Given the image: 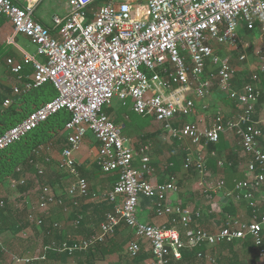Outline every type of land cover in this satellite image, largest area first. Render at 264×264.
I'll use <instances>...</instances> for the list:
<instances>
[{"label": "built area", "instance_id": "1", "mask_svg": "<svg viewBox=\"0 0 264 264\" xmlns=\"http://www.w3.org/2000/svg\"><path fill=\"white\" fill-rule=\"evenodd\" d=\"M38 1L0 0V17L9 21L12 35L22 34L34 46L33 52L23 50L21 56V63L31 68L29 76H23L22 64L10 57L6 65L19 82L13 93H27L49 82L56 95L1 133L0 151L52 115L66 111L70 117L62 128L66 143L58 166L74 178L67 196L73 201L88 192V182L78 172L73 156L87 131L98 142L101 170L117 174L107 193L112 209L98 231L57 250L69 254L87 250L113 236L124 224L134 236L126 248L130 260L140 252L138 239L149 243L150 257L141 264H173L184 250L246 239L255 248L256 264H264V203L255 198L256 192L264 190V149L260 143L264 117L255 115L260 77L264 76V0H69L65 14L51 16L50 27L33 18ZM245 29L257 31L260 48L255 54L260 58L250 80L237 88L232 84L235 68L218 52L217 45L240 48L238 59L244 62L252 44L242 40L240 31ZM208 69L215 75L218 90L234 102L235 111L228 115L216 111L209 124L200 127L182 118L195 112L196 98L210 94V82L204 79ZM115 98L121 105L129 100L136 114L153 117L173 140L206 147L218 142L221 135L235 138L247 158L246 178L231 189L218 179L212 191L222 190L224 202L244 200L251 209L249 220L228 217L216 229L201 228L183 240L175 223L188 226L201 212L171 199L178 192L174 182L153 183L145 178L151 171L146 148L141 149L140 168L134 166L135 151L123 136L122 126L104 111ZM10 103L7 99L4 106ZM45 149L46 144H39L34 153ZM217 165L222 167L224 162L218 160ZM184 169L197 171L203 179L212 175L202 154L196 160L187 159ZM9 183L16 188L25 179L12 178ZM205 197L213 211H221L224 202L213 200L209 192ZM141 201L152 205L159 216L171 215L173 226L140 220ZM55 202L56 195L44 186L38 195V208L47 213ZM28 218L33 216L28 214ZM79 219L77 216L74 222Z\"/></svg>", "mask_w": 264, "mask_h": 264}, {"label": "crops", "instance_id": "2", "mask_svg": "<svg viewBox=\"0 0 264 264\" xmlns=\"http://www.w3.org/2000/svg\"><path fill=\"white\" fill-rule=\"evenodd\" d=\"M41 1L43 0H39L33 9V18L48 27L52 26L51 16L53 14H65L67 11V3L69 2V0H59L58 2H61V5L58 11L52 9L50 13H46V11L36 12ZM54 1L57 0H48L50 4ZM240 32L243 41L249 42L250 44H253L254 41L257 43V31L241 30ZM9 38L12 39L11 43H9ZM252 44L247 48V57L248 53H251L250 49L252 50V47H254ZM217 48L218 52L222 56H225L222 53L225 46L217 45ZM33 49L34 46L30 43L29 38L22 34L12 35L11 24L6 18L0 17V93L2 92V87L10 90V95L5 97L0 105V113L4 108L11 105L13 100L12 96L19 97L11 105L15 113L10 115V118H12L11 123H9V125L11 124L10 126L19 122L30 111L48 101L54 95H47L48 91L50 92L48 87H46L44 93L42 91L34 92V89L37 87L27 93H13V86L19 82L6 65V59L10 57L14 62L22 64V51H31ZM244 62H240L235 66L232 65L235 68L234 77L239 80V84L235 85L237 88L247 82V78L248 81L250 80V75L258 66V61L246 64ZM207 71L210 70L208 69ZM21 73L23 76H29L31 68L22 64ZM261 79L259 86L262 89L260 91V93L262 92V96L258 98L257 106L255 105V115L256 117L263 118V75ZM217 91L222 94L220 97L219 95L209 94L204 98H196L195 112L182 119L184 121H190L200 127H205L209 124L212 115L216 111H220L226 115L234 112V102H231L218 88ZM188 95L192 94L189 93ZM7 99L11 100V103L4 106V101ZM127 104L126 106H122L115 98L112 104L107 107L109 112L106 114L112 121L123 127L122 134L135 151L134 166L140 168L141 149L146 148L145 153L149 157L151 171L144 174L145 178L153 183L174 182L178 187V192L176 195H171V199L177 201L183 207L201 212L200 216L194 218L193 222L188 226L175 223V227L179 232L180 228L183 230V238L190 232H196L201 228L214 230L228 217H237L245 221L249 220L251 209L244 200L232 202L229 206L226 205L227 207L223 212H215L211 209V201L205 197L206 192H209L213 196V200L224 202L225 200L222 199V190L219 192L212 191V187H214L216 181L218 179L223 180L225 187L231 189L237 181L246 178L245 165L247 158L235 138L230 135H221L214 154H211L213 151L208 152L207 146L193 145L189 140L183 142L178 141L180 142V148H183L187 152V159L196 160L198 155H205V162L207 166H210L208 168L212 173L209 178L203 179L193 169H184V164L179 169L173 170V163L170 161V158L175 153V147L172 146L171 142L173 139L167 137L163 130H155V127L151 124L154 120L153 117L140 116L132 110L129 100ZM30 106L34 108H27ZM132 113H135L137 116L132 115ZM48 134V139L45 143L48 149L40 151L38 154H35L33 150L34 154H32V157H28L32 168L26 169L24 166L16 167V171L22 168V173L18 177H8V181L12 178H24L25 183L26 181L31 182V186L25 191H20L19 187L25 183L18 185L16 188H12L10 183L6 186L0 185V200H3V205L4 203H8L5 198L10 201L8 203L10 204L9 211L12 213L10 217L8 216L9 222L12 223L13 220L17 222V225L13 222L15 224L13 225L14 230H10L11 236L6 239L8 248L15 250V252L18 251L17 255L8 248H5V245L0 240V255L9 256L12 264H29V262L41 260L45 261V264H76V259L73 255L81 251H75L69 254L66 251H59L57 248L63 244L69 245L67 241L72 240L73 244L79 240H85L91 234L96 233L100 223L105 218V214L112 209L113 204L107 199V193L115 184L117 174L116 172L106 173L101 170L97 162L99 145L93 134L87 131L79 148L73 152L77 163V170L88 182L87 194L83 196L77 195L73 198V201L71 200L72 198L67 196V190L74 178L67 170L60 169L58 166L61 149L66 143V134L62 129L58 133L50 129ZM260 143L264 149V136L260 138ZM210 159L213 161L208 164ZM218 160L224 162L222 167L217 165ZM38 170H41L42 173H38ZM40 178H44V182H41L42 184L39 183ZM44 186L50 187V191L56 195V202L49 205L47 213L42 212L38 208V195ZM30 191H34L33 194L28 193ZM255 198L258 203H264V190L256 192ZM28 214L33 216L32 220L28 218ZM137 214L140 220L152 224L173 226L174 223L171 220V215H157L153 211V206L149 205L146 201L140 202ZM77 216L80 219L76 224L74 220L77 219ZM25 221H27L26 227L23 230H17L18 224L21 222L25 223ZM54 224H57V226H54ZM184 227H188V230H185ZM3 231L0 228V234ZM14 238L17 239L13 240ZM133 238L134 236L130 229L124 224H121L113 236L106 239L105 242L96 244L97 246L105 244L103 248L107 253L104 258L97 259L94 264H141L150 257L149 243L144 239H138L140 243L139 254L142 256L145 255V257L143 259L135 258L134 260H130L127 256L126 248L128 242ZM197 249L184 250L185 252H182V258L174 260L172 263L256 264L258 262L255 248L250 239L232 243H221L215 246L202 245L197 247ZM48 250L60 254L54 253L48 255ZM62 253H66L67 255L64 256ZM46 256L49 257L48 260H46ZM13 258L19 259L20 261H14Z\"/></svg>", "mask_w": 264, "mask_h": 264}, {"label": "trees", "instance_id": "3", "mask_svg": "<svg viewBox=\"0 0 264 264\" xmlns=\"http://www.w3.org/2000/svg\"><path fill=\"white\" fill-rule=\"evenodd\" d=\"M246 30V29H245ZM248 31V30H246ZM251 51V49H250ZM207 71V70H206ZM261 77H260V83H261ZM246 81H248V78L246 79ZM46 87L49 88L50 92L48 91L47 95L49 94H54L53 97L56 95V91L53 88V86L49 83V82H45L41 85H39L37 88L34 89V92L37 91H42L44 93V91H46ZM2 92L0 93V105L3 102V100L5 99V97H7L8 95H10V90L8 88L2 87L1 88ZM260 91H262V89L260 88ZM262 93V92H261ZM260 93L259 97L262 96V94ZM13 100L11 105L17 101V99L19 97L17 96H12ZM52 97V98H53ZM50 100V99H49ZM258 103V101H257ZM256 103V106H257ZM11 105H9L7 108H4L3 111L0 113V134L3 133L10 125L9 123H11V119L10 115L15 113V110H13L11 108ZM128 105V104H126ZM126 105H122V106H126ZM104 111L107 113L109 112L108 108H104ZM70 114L66 111H60L54 115H52L50 118H48L44 123L40 124L37 128H35L34 130L30 131L29 133H27L23 138H21L19 141H16L15 143H13L12 145L6 147L4 150L0 151V154L2 152H4L5 150H7L8 148H15L18 150H15L16 153H18L17 155H13V156H9L8 158L2 157L0 158V176H1V172H3L4 168L3 166H5L6 164L10 165L12 167L11 171L9 172V174L7 173V175H9L8 177H18L23 169L21 168V170L16 171V167H25L26 169H31L32 166H30L31 164L29 163V159L28 157H32L33 150L35 147H37L39 144H45L47 141V137H48V133L49 130L52 129L55 133H58L60 129L63 128L64 123L69 119ZM177 123L179 122V120L176 121ZM116 123V122H115ZM123 130V127H122ZM221 139V136L219 138V140ZM218 140V142H219ZM172 142V146L175 147V153L172 155L173 157L170 158V161L173 163V170H177L179 169L181 166H183V164L185 163L186 159H187V152L183 149L180 148L178 141L176 140H171ZM212 143L209 144L207 147L208 152L210 153L211 151H216V147H217V143ZM22 150H19V149ZM26 151V152H25ZM21 152V153H20ZM27 155V156H26ZM31 159V158H30ZM214 159V158H212ZM210 159L208 161V164L211 163L213 160ZM3 164V165H2ZM28 166V167H27ZM170 166V167H172ZM210 167V166H208ZM192 170V169H190ZM31 186V182L26 181V183L23 186H20L19 189L20 191H25L28 187ZM232 202L228 201L227 203H224L222 205V209L221 212L224 211V209L227 207L226 205H231ZM9 207L10 204L8 203H4L3 207H0V228H2V230H14V226L13 225H17V222L13 220V222L15 223H11L9 222L8 216L10 217V214L12 213L11 211H9ZM27 221L21 222L20 224H18V228L17 230H23L26 227V223ZM184 229L188 230V227H184ZM194 234V231L190 232L185 238H183V230L180 228V235L181 238L183 240H186L190 235ZM106 241V240H105ZM104 241V242H105ZM72 240L71 241H67L68 244H72ZM105 244H100V245H96L94 247L89 248L87 251H81V252H76L73 257H75L76 259V264H94V262L97 259H102L105 257L106 253L105 249L103 247ZM197 249V248H196ZM200 249V248H198ZM197 249V250H198ZM107 251V250H106ZM185 252V251H183ZM48 255L51 254H60L57 253L55 251L52 250H48ZM64 256H66V253H62ZM47 257V256H46ZM145 257L138 254L137 259L141 258L143 259ZM49 257H47L46 260H48ZM29 264H45V261H33V262H29Z\"/></svg>", "mask_w": 264, "mask_h": 264}, {"label": "rangeland", "instance_id": "4", "mask_svg": "<svg viewBox=\"0 0 264 264\" xmlns=\"http://www.w3.org/2000/svg\"><path fill=\"white\" fill-rule=\"evenodd\" d=\"M59 0L57 1H54L52 4H50L48 2V0H43L39 3V7L37 9L36 12H40V11H46V13H50L51 10H59V7L61 5V2H58ZM260 44L259 43H256V45H254V47H252V50H251V53H248V57H247V60L244 62V64L246 63H253L255 61H258V59L260 58L259 55L255 54V51H257L260 47ZM255 49V50H253ZM33 50H31V52H33ZM223 55H225L230 64L235 66L237 64L240 63L238 57L240 55V49L237 48V47H228V46H225L224 50H223ZM243 64V63H242ZM204 79L206 80H209L210 82V95H222L220 94L218 91H217V80L215 78V75L213 72L211 71H208L205 76H204ZM232 84L235 86L237 84H239V80L236 79L235 77L232 79ZM227 99V98H226ZM225 99V101H226ZM223 100V99H222ZM224 101V100H223ZM228 101V99H227ZM32 106V105H31ZM27 107V108H31L33 109L34 107ZM31 112V111H30ZM132 115L134 116H137L135 113H132ZM19 116H20V113H19ZM22 120V119H21ZM18 123V122H17ZM152 126L155 127V130H162V126L159 122H156L155 120H153L151 122ZM151 140V139H150ZM15 150H18L13 147L11 148H8L7 150H5L4 152H2L0 154V158L2 157H5V158H8L10 155L13 156V155H17L18 153H16ZM19 150H22L21 148ZM26 152V151H25ZM21 153V152H20ZM27 156V155H26ZM3 165V164H2ZM4 170L3 172H1V176H0V185H9V181H8V176L7 173L9 174V172L11 171L12 167L8 164H6L5 166H3ZM41 182H44V178L43 179H39V183L42 184ZM9 187V186H8ZM17 190V189H16ZM34 191H30L28 193H32L33 194ZM29 197V196H28ZM31 198V197H30ZM6 201H8V203H10V201L5 198ZM15 199V198H13ZM12 200V199H11ZM13 202V201H12ZM10 230H5L3 231L1 234H0V240L1 242L5 245V248H8V244L6 242V239L10 238L11 234H10ZM17 238H14L13 240H16ZM9 250H11L10 248H8ZM13 253H15L17 255L18 251L15 252V250H11ZM0 264H12L11 260L9 259V256H5V255H0ZM15 264V263H14Z\"/></svg>", "mask_w": 264, "mask_h": 264}]
</instances>
